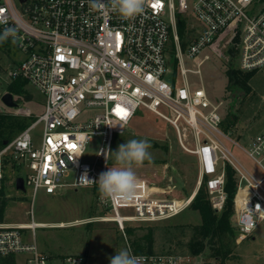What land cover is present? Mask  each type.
<instances>
[{
  "label": "built area",
  "instance_id": "1",
  "mask_svg": "<svg viewBox=\"0 0 264 264\" xmlns=\"http://www.w3.org/2000/svg\"><path fill=\"white\" fill-rule=\"evenodd\" d=\"M102 2L105 11L93 9L90 0H0V36L11 30L5 39L19 50L7 66L0 62V100L19 80L44 96V110L34 116L19 103L27 91L11 92L17 105L10 111L34 116V121L0 149V188L8 168L23 170L25 187L32 189L33 198L40 190L54 194L62 188L96 186L80 182L81 176L98 180L107 171L114 136L146 110L171 125L182 147L197 156L196 191L205 186L216 211L227 202L226 170L232 167L237 178L235 238L249 239L264 220V177L250 172L228 143L241 148L264 171V125L252 136L231 137L224 127L223 102L211 97L200 67L220 38L227 43L239 38L236 68L248 72L264 67V0H145L143 11L130 19L111 10L110 0ZM180 16L195 22L186 28L191 38L185 48L178 33ZM191 75L199 76V81ZM118 106L129 113L126 119L118 116ZM37 125L41 132L33 135ZM94 136L101 137L96 161L84 162ZM240 137L247 146L239 143ZM187 140L193 141V148L185 145ZM69 144L76 148L69 149ZM137 189L142 194L135 192L127 201L103 198L113 214L100 216L102 220L120 224L164 220L178 215L191 201L151 198L144 181ZM129 204L135 214H121L119 209ZM29 214V223L0 222L1 256L29 254L23 264H84L83 254L39 251L27 235L31 231L35 237L41 223L33 219L32 208ZM135 256L142 258L141 264L193 261L192 256L174 253Z\"/></svg>",
  "mask_w": 264,
  "mask_h": 264
},
{
  "label": "rangeland",
  "instance_id": "2",
  "mask_svg": "<svg viewBox=\"0 0 264 264\" xmlns=\"http://www.w3.org/2000/svg\"><path fill=\"white\" fill-rule=\"evenodd\" d=\"M187 22V26L195 24L190 17H187ZM234 40L227 43V40L220 38L216 42L217 45L215 44L216 50L207 51L210 59L205 60L201 65L200 78L211 97L223 102L221 112L225 116L224 127L230 129L231 137L238 139L240 133L252 136L264 125V67L254 70V75L247 82V89L238 85L229 88L226 70L231 64H236V56L231 52L233 45L238 46L237 42L234 44ZM18 53L19 50L11 42L5 38L0 39V62H4L7 66L12 57L19 56ZM191 77L194 81H199V76L191 75ZM26 91L25 95L28 96L19 101L20 106L28 107L34 116L40 115L44 110L43 94L31 84L26 85ZM11 109L0 100V110ZM233 113L236 124L230 128L227 119L233 116ZM34 116L29 117L27 125L34 121ZM41 128V125L35 126L33 135H39ZM133 139L146 140L151 144L149 151L153 157L152 161H145L142 166L133 165L139 181H144L149 188L150 197L161 200L188 199L197 186L199 176L197 156L182 147L171 125L146 110H140L130 124L114 136L107 170L118 166L112 152L117 151L119 145ZM238 141L241 145L247 146L244 138L240 137ZM100 145L101 137L94 136L87 144L83 161L94 163ZM185 145L193 148L194 144L193 141L187 140ZM228 145L250 172L259 179L264 177L263 169L241 148L231 143ZM19 175H24L23 170L17 172L8 168L7 179L3 183L8 197L3 221L29 223L32 220L29 214L32 208L33 219L41 225L35 229V237H32L30 231L27 238L36 242L39 251L48 255L83 254L84 264H110V258L120 249L126 248L132 254L133 247L129 233L121 226L125 224L135 226L142 223L124 221L120 224L117 221L102 220L100 216L112 215L113 211L102 203L104 197L99 193L98 185L62 188L54 194L40 190L33 198L32 189L27 188L26 191H22L16 188L15 181ZM136 192L141 193L139 189H136ZM119 211L124 215H133L135 207L123 206ZM197 219L198 215L189 209V205L174 217L175 222L197 221ZM230 219L234 228L233 215ZM60 223H64V226H60ZM156 245L158 248L159 242ZM233 247L234 253L225 264H264V220L249 239L240 242L234 236ZM175 248L174 254H184L179 247ZM28 256L29 254H16L17 263L23 264ZM192 258V264H196L195 258L193 256ZM198 264H217V262L209 259Z\"/></svg>",
  "mask_w": 264,
  "mask_h": 264
},
{
  "label": "trees",
  "instance_id": "3",
  "mask_svg": "<svg viewBox=\"0 0 264 264\" xmlns=\"http://www.w3.org/2000/svg\"><path fill=\"white\" fill-rule=\"evenodd\" d=\"M187 19L179 17L178 33L181 38L183 48L190 40V31L187 28ZM239 38H235V42ZM232 54L238 53V47L231 48ZM228 78V87L238 85L248 88L247 82L254 75L253 71L244 72L231 64L226 70ZM26 83L17 81L9 86V90L16 94H25ZM25 95V97H27ZM229 116L228 127H234L236 124L235 114ZM29 121V117L15 115L11 111L0 112V149L7 145L21 130H23ZM7 144H4V142ZM5 181V180H4ZM4 183V182H3ZM5 184L0 188V222L4 220V207L7 204L8 197L4 190ZM237 178L230 165L226 170L225 189L228 193L227 202L221 211H216L211 207L205 186H201L195 193L189 204V209L198 215L197 221L175 222L174 217L152 221L141 222L135 226L125 224L124 231L129 233L133 250L132 254H172L175 253V247L184 253V255L193 256L196 264L201 261L212 259L217 264H225V261L234 253V228L230 217L234 212V195L236 192ZM196 220V219H195ZM140 222V221H137ZM157 242L159 247L157 248ZM0 264H20L16 261V255H0Z\"/></svg>",
  "mask_w": 264,
  "mask_h": 264
},
{
  "label": "clouds",
  "instance_id": "4",
  "mask_svg": "<svg viewBox=\"0 0 264 264\" xmlns=\"http://www.w3.org/2000/svg\"><path fill=\"white\" fill-rule=\"evenodd\" d=\"M110 2L111 10L117 11L122 17L128 19L140 14L145 5V0H110ZM90 6L100 11L106 10V4L102 0H90ZM10 31L6 30L0 39L6 38ZM79 139L83 141L84 138ZM150 147L151 144L146 140H129L119 145L117 151L112 152L118 166L101 172L98 180L89 179L85 174L81 176L80 182L97 184L99 193L106 199L127 201L134 196L140 183L133 165L142 166L145 161H152ZM69 159L73 158L69 157ZM141 259L125 248L120 249L114 257L110 258V264H141Z\"/></svg>",
  "mask_w": 264,
  "mask_h": 264
},
{
  "label": "water",
  "instance_id": "5",
  "mask_svg": "<svg viewBox=\"0 0 264 264\" xmlns=\"http://www.w3.org/2000/svg\"><path fill=\"white\" fill-rule=\"evenodd\" d=\"M2 101L6 106H8L10 108L16 107V105H17V103L13 99V94L11 92L5 93L2 96ZM4 144H7V142L5 141ZM15 185H16L17 189L22 190V191H26V187L24 184V178L22 176H18L16 178Z\"/></svg>",
  "mask_w": 264,
  "mask_h": 264
},
{
  "label": "snow or ice",
  "instance_id": "6",
  "mask_svg": "<svg viewBox=\"0 0 264 264\" xmlns=\"http://www.w3.org/2000/svg\"><path fill=\"white\" fill-rule=\"evenodd\" d=\"M153 7L157 8V7H161V5L160 4H154ZM60 59H63V57H60ZM117 114H118V116H120L121 119H126L127 116L129 115V113L124 108L119 107V106L117 107ZM49 143L51 144L52 142L49 141ZM68 147H69V149L74 150L76 148V145L75 144H69ZM204 151L207 154L208 149H205ZM45 170H47V164L45 165Z\"/></svg>",
  "mask_w": 264,
  "mask_h": 264
},
{
  "label": "bare ground",
  "instance_id": "7",
  "mask_svg": "<svg viewBox=\"0 0 264 264\" xmlns=\"http://www.w3.org/2000/svg\"><path fill=\"white\" fill-rule=\"evenodd\" d=\"M196 192L194 191L192 195L188 198V200H191ZM41 225V224H40ZM43 225V224H42ZM60 226H64V223H60Z\"/></svg>",
  "mask_w": 264,
  "mask_h": 264
},
{
  "label": "crops",
  "instance_id": "8",
  "mask_svg": "<svg viewBox=\"0 0 264 264\" xmlns=\"http://www.w3.org/2000/svg\"><path fill=\"white\" fill-rule=\"evenodd\" d=\"M195 192H197V191L195 190Z\"/></svg>",
  "mask_w": 264,
  "mask_h": 264
}]
</instances>
